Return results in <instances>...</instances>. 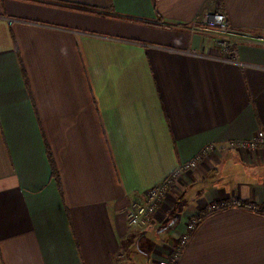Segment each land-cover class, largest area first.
<instances>
[{
    "label": "crops",
    "instance_id": "1",
    "mask_svg": "<svg viewBox=\"0 0 264 264\" xmlns=\"http://www.w3.org/2000/svg\"><path fill=\"white\" fill-rule=\"evenodd\" d=\"M221 9L264 37V0H0V264H264V43L190 29ZM7 18L14 19L10 24ZM181 172L154 226L126 210ZM53 164V166H52ZM53 171L57 173V177Z\"/></svg>",
    "mask_w": 264,
    "mask_h": 264
},
{
    "label": "built area",
    "instance_id": "2",
    "mask_svg": "<svg viewBox=\"0 0 264 264\" xmlns=\"http://www.w3.org/2000/svg\"><path fill=\"white\" fill-rule=\"evenodd\" d=\"M8 23H12L14 19L7 18ZM190 29L195 28H211L217 30L221 37L216 40L215 54L200 53L194 50H186L185 52L197 57L214 59L221 62L241 64L237 58L235 40L257 41L264 43V37L259 36L253 38L252 35L243 29L232 27L227 19L224 11L216 9L214 11L204 12L199 18H195L189 25ZM264 145V132L259 131L253 137L247 140H232L227 143L229 147H242L246 149H256ZM213 145H207L198 154L194 155L189 160L181 163L174 171H172L161 182L150 187L145 196L141 200L131 202L126 210V221L130 227L135 228H150L154 226L157 212L164 201V198L171 186L174 184L178 174L188 171L196 167L202 156L212 150ZM235 204L229 202L215 201L207 205L203 210L196 215L190 217L186 223L185 231L179 236L178 243L170 251L167 259L160 264H176L179 256L189 240L191 233L194 231L200 221L207 215Z\"/></svg>",
    "mask_w": 264,
    "mask_h": 264
},
{
    "label": "trees",
    "instance_id": "3",
    "mask_svg": "<svg viewBox=\"0 0 264 264\" xmlns=\"http://www.w3.org/2000/svg\"><path fill=\"white\" fill-rule=\"evenodd\" d=\"M52 166H53V164H52ZM53 173L57 177V173H55V171H53ZM229 203H231V202H229ZM234 203L240 207H245V208H249L251 206L249 203H246L244 201H239V200H234Z\"/></svg>",
    "mask_w": 264,
    "mask_h": 264
}]
</instances>
